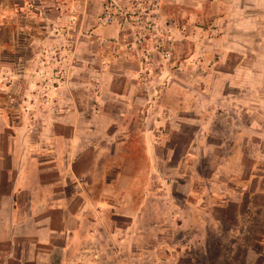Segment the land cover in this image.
<instances>
[{
  "label": "rangeland",
  "instance_id": "1",
  "mask_svg": "<svg viewBox=\"0 0 264 264\" xmlns=\"http://www.w3.org/2000/svg\"><path fill=\"white\" fill-rule=\"evenodd\" d=\"M16 2L0 196L49 166L0 197V264H264V0Z\"/></svg>",
  "mask_w": 264,
  "mask_h": 264
},
{
  "label": "crops",
  "instance_id": "2",
  "mask_svg": "<svg viewBox=\"0 0 264 264\" xmlns=\"http://www.w3.org/2000/svg\"><path fill=\"white\" fill-rule=\"evenodd\" d=\"M16 1L17 0H0V12H6V13L11 12V13H19L20 14V11H23L24 9H26V7H24V5L20 6ZM2 131L3 130H0V138L3 137ZM11 137H13V136H11ZM74 140H76V139H74ZM14 141L15 140L13 139L12 143ZM71 142H73V140H71ZM30 147L33 151H29V152L24 153V158L22 161L24 169L22 171H20V173L17 174V176L15 177L12 192H9L6 195L0 196L4 200V202H2V203L5 206L8 205L9 201L12 200L13 192L20 191V190L32 191L33 189H35V190H37V189L43 190L44 189V187L42 185V172L45 169H47V168H44V166H49V165H47V164L43 165L44 163H42L39 160L38 151H36L34 146L31 145ZM13 148H14V150H13ZM13 148H12V151L10 152V154H8V153H6V154H8V156H13L14 158H17L19 146H18V148H17V146H15ZM26 150H29V149H26ZM1 156L2 155H0V159L2 158ZM74 158L75 157L72 156L70 159V162L66 163L68 166V172L70 170L71 173H74V170H73ZM0 166H1V164H0ZM15 170H16L15 167L10 166V168L7 170V172L12 173ZM51 203H54V202H51ZM57 204L58 205L61 204V201H58ZM2 207H3V205H2ZM52 207H53V209H50L51 211L56 210L55 209L56 206H52ZM57 208L59 209V207H57ZM51 221H52V216L50 215V216H48V218L44 222L48 223V225L50 226ZM51 228H52V226H51ZM41 233H42V231H41ZM41 233L39 235L40 237H38L39 241H41V242L43 241L44 236H45V239H47L48 236L52 235L50 233L48 234L47 232H45V230L42 234ZM40 238H42V240Z\"/></svg>",
  "mask_w": 264,
  "mask_h": 264
}]
</instances>
